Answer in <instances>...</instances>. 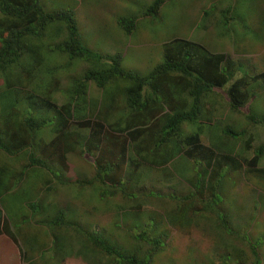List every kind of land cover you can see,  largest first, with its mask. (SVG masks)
<instances>
[{
  "label": "rangeland",
  "instance_id": "374dc122",
  "mask_svg": "<svg viewBox=\"0 0 264 264\" xmlns=\"http://www.w3.org/2000/svg\"><path fill=\"white\" fill-rule=\"evenodd\" d=\"M155 1L40 0V5L46 12L71 10L81 40L88 49L103 56L122 54V69L140 76L160 64L164 45L173 39L191 40L202 44L210 53L225 55L241 65L249 80L264 73V27L259 22V17L264 18V0H168L156 17L146 15ZM222 11L232 17L227 26L221 24ZM133 18L135 28L127 35L118 20ZM9 23L0 13V37L5 35L1 25ZM58 25L45 31V40L58 42L65 37V31L57 32ZM57 33L60 38L55 36ZM54 54L47 60L46 67L58 71L53 76L58 82L57 89H50L41 82L30 83L18 96L20 102L10 108V114L7 109L3 110L7 107L3 101L9 97L7 93H3L0 102V132L6 134V123L8 132L12 131L5 143L13 149L27 145L13 155L0 152V167L8 170L0 184L1 218L8 226L4 227V232L7 229V235L16 238L14 241L0 236V264H114L99 251L93 252L88 261L75 258L85 238L67 223L89 228L138 259L147 257L148 264H252L251 241L263 238L259 264H264V155L255 168L245 164L252 158L254 148L264 144V125L251 124L244 116L245 110L264 121V79L250 82L246 87L250 99L243 111L231 109L225 93L214 90L204 99L198 122L180 126L181 137L197 133L204 147L222 152L217 155L238 163L243 161L241 168L228 172L216 187L222 198L217 209L224 216L225 231L217 228L215 215L204 211L195 213L193 207L182 206L174 198L192 193L190 182H195L198 172L193 161L181 155L184 148L178 141L168 149L176 156L166 165L146 164L147 158L141 161L146 162L140 164L141 173L137 175L140 180L132 188L151 190L152 195L140 199H124L119 195L100 199L94 187L80 188L76 182L89 181L94 174L97 156L91 153L95 147L91 144V153H88L85 139L90 130L95 133V124L104 128V136L99 138L103 150L100 161L121 162L119 154L127 144L129 158L140 162L138 159L143 155L135 156L133 144L117 127V122L122 123V118L129 115L122 100L124 96H118L120 90L108 87L106 93L93 83L83 82L87 86L83 97L86 101L78 107L80 109L71 106L70 110H62L69 101L70 80L80 79L90 65L81 61L65 68L66 56ZM176 87L170 86L171 97ZM111 93L113 97L108 100ZM178 98L179 95H175L174 103L164 106L167 111L159 115L176 108ZM102 101L106 107L101 105ZM44 102L55 105L57 111L41 106ZM71 103L74 105L75 101ZM57 113L60 121L67 125L62 133L71 131V148L53 152L46 144L61 139L55 125ZM24 115L32 121H45L47 125L31 134L25 129ZM227 128L247 133L233 140L223 135ZM11 135L19 138V146H14L15 139ZM31 155L52 168L65 185L59 184L48 171L31 167ZM30 203L35 209L27 206ZM60 209L69 210L70 216L64 226H50ZM148 221L154 226L152 236H160L164 242L158 251L134 236L135 231L143 228L138 226ZM235 251L238 253L233 254Z\"/></svg>",
  "mask_w": 264,
  "mask_h": 264
},
{
  "label": "trees",
  "instance_id": "16d2710c",
  "mask_svg": "<svg viewBox=\"0 0 264 264\" xmlns=\"http://www.w3.org/2000/svg\"><path fill=\"white\" fill-rule=\"evenodd\" d=\"M39 1L0 0V13L10 20L9 24L1 25L5 35L0 37V80L3 81V85L0 87V102L3 100V93L9 95L3 100L7 104L3 110L7 109L10 114V108L20 102L17 100L18 96H21L20 94L30 87V83L38 85L41 82L47 84L50 89L58 88V82L53 78L58 74V71L46 67L47 60L53 57L54 53L57 52L59 55L66 56L65 68H69L73 63L86 62L90 68L83 72L80 79L70 80L68 85L70 88L67 90L69 101L67 105L62 107V110H70L71 106L80 109L78 107L86 101L83 97L86 96L87 86H84L83 82L93 83L98 89H103L106 93H108V87L120 90L118 96H124L122 100L129 110V115L122 118V123L118 121L117 127L119 132L126 134L129 142L133 144L135 156H140L141 153L143 157L138 159L140 162L129 158L130 146L127 144L119 154L122 157L121 162H114L110 159L100 161L98 158L103 154V150L99 138L104 136V128L95 124V133L90 130L85 139L88 153H91V144H94L95 147L91 153L95 157L97 156L94 158V174L89 181L78 180L76 183L80 188L94 187L100 199L112 198L116 195L124 199H140L149 194L152 195L151 190L142 188L137 191L132 188V185H136L140 180L137 177L141 173L140 164L146 162L141 161L147 158L149 161L146 164L153 162L156 165H166L176 156L172 155L174 151L169 153L168 149L171 148L172 143L175 144L178 141L184 148L183 153L179 154L192 160L198 172L195 182H190L191 189H193L192 193L174 198L182 206L193 207L195 213L204 211L215 215L218 220L217 228L227 231V226L224 225V216L217 209L222 198L216 191V187L228 172L241 168L243 161L238 163L232 161L230 157L217 155L222 154V152L216 153L204 147L197 133L181 137L180 126L183 123L195 124L198 122V114L201 113L204 99L214 90L225 93L231 109L243 111L250 99L247 97L246 87L250 82L264 79V73L249 80L246 78L247 74L244 73L241 65L232 62L225 55L210 53L202 44L191 40L173 39L164 45V54L160 64L147 75L140 76L122 69L121 64L124 61L122 54L103 56L99 52L88 49L81 40L71 10L46 12ZM167 1L156 0L148 8L146 15L156 17L160 7ZM230 10L227 12L230 13ZM225 12H221L223 18L221 24L227 26L228 20L232 17H227ZM259 19L260 24L264 27V18L261 16ZM56 24H59L56 28L57 32L65 31V37L60 38V34L57 33L55 36L61 41L45 40V31H48L49 28L52 29ZM118 25L127 35H130L135 28V20L134 18L119 19ZM32 43H35V46ZM18 70L20 74L17 73ZM172 84L178 87L173 97H171L172 93L169 90ZM175 95H179L177 107L169 108L170 112H167L166 115H159L167 111L164 106L167 107L169 103H174ZM112 97L113 93L108 100ZM72 101H75L74 105H72ZM77 101L78 103H76ZM101 105H104L103 101ZM41 106L53 112L57 111L56 106L48 102H44ZM104 107L106 106L104 105ZM57 115L55 125L61 134V139L50 140L46 144L50 146L53 152L60 148L61 150L71 148L69 144L72 136L71 131L62 133V129L67 125L60 121L59 113ZM244 116L251 124L264 125V121L245 110ZM23 119L25 129H29L31 134L47 125L45 121H32L28 115H24ZM148 123L149 126H146ZM5 130L6 134L3 131L0 132V152L13 155L21 147L27 146L24 143L17 147L19 146V138L14 137L16 135H11V138L14 137L15 139L14 146L17 148L9 147L5 142L10 139L12 131L8 132L7 123ZM222 133L224 136L235 140L239 136L244 137L247 131L236 133L227 128ZM263 155L264 144L254 148L252 158L245 164L247 167L255 168ZM238 164L240 165L237 167ZM29 165L48 171L59 184L65 185L61 177L42 160L35 159L31 155ZM121 166L125 169L123 170ZM7 171V169L0 167V184L2 176ZM14 183L13 185H16L17 182ZM30 204L27 206L35 209V206ZM68 216H70L69 210L60 209L50 222V226H64ZM67 225L73 226L74 231L85 238L82 240V248L75 253V258L88 261L93 252L99 251L105 254L108 259H112L114 264H148L147 257L138 259L135 255L125 253L119 247L110 244L100 234L91 232L89 228H84L78 223H72V225L67 223ZM4 227L8 226L2 223L0 212V236L3 235L9 240L15 241L16 238L7 235V229L4 232ZM140 227L143 228L140 232L135 231V238L150 244L154 251L163 247L164 242L161 237L152 236L154 226L151 221L145 223L144 226H138V228ZM163 239L166 240L165 237ZM251 242L250 257L253 259L252 264H259V251L263 238Z\"/></svg>",
  "mask_w": 264,
  "mask_h": 264
},
{
  "label": "clouds",
  "instance_id": "9594fccd",
  "mask_svg": "<svg viewBox=\"0 0 264 264\" xmlns=\"http://www.w3.org/2000/svg\"><path fill=\"white\" fill-rule=\"evenodd\" d=\"M40 2V1H39Z\"/></svg>",
  "mask_w": 264,
  "mask_h": 264
}]
</instances>
